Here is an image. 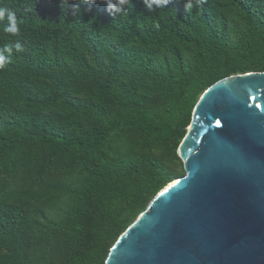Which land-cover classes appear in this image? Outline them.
Wrapping results in <instances>:
<instances>
[{"label":"trees","instance_id":"trees-1","mask_svg":"<svg viewBox=\"0 0 264 264\" xmlns=\"http://www.w3.org/2000/svg\"><path fill=\"white\" fill-rule=\"evenodd\" d=\"M184 2L110 15L104 0H0L21 29L0 20V49L25 47L0 68V264H105L185 174L204 91L264 71V0Z\"/></svg>","mask_w":264,"mask_h":264},{"label":"water","instance_id":"water-1","mask_svg":"<svg viewBox=\"0 0 264 264\" xmlns=\"http://www.w3.org/2000/svg\"><path fill=\"white\" fill-rule=\"evenodd\" d=\"M189 127L178 150L185 174L158 192L105 264H264V71L208 87Z\"/></svg>","mask_w":264,"mask_h":264},{"label":"clouds","instance_id":"clouds-1","mask_svg":"<svg viewBox=\"0 0 264 264\" xmlns=\"http://www.w3.org/2000/svg\"><path fill=\"white\" fill-rule=\"evenodd\" d=\"M83 2L87 5L95 4L96 0H83ZM107 4V10L110 15L115 12L126 11L124 6L131 5L132 0H104ZM203 0H196V5L202 3ZM62 5H66L70 3V0H61ZM144 5L148 10H153V6L156 7H166L171 3V0H143ZM193 0H185L184 8L185 11L191 13L194 6ZM73 8H78L79 4L74 3L71 5ZM7 17V25L4 27V31L13 36H18L20 34V27L17 21L16 13L11 8L6 5L0 4V20H3ZM22 23V21L20 22ZM15 50L16 53H22L25 51V47L20 40H16L14 43L6 44L3 49H0V68H3L6 64H10L12 62V53ZM7 53V55H5Z\"/></svg>","mask_w":264,"mask_h":264},{"label":"rangeland","instance_id":"rangeland-1","mask_svg":"<svg viewBox=\"0 0 264 264\" xmlns=\"http://www.w3.org/2000/svg\"><path fill=\"white\" fill-rule=\"evenodd\" d=\"M192 122V121H191ZM190 126V125H189ZM183 141V140H182ZM182 141H181V143H182ZM181 143L179 144V147H180V145H181ZM179 147H178V150H179ZM177 153H178V151H177ZM179 155V154H178ZM180 157V156H179ZM181 159V158H180ZM181 162H182V168H184V164H183V161H182V159H181ZM176 167H178V166H176ZM178 169H181L180 167L178 168Z\"/></svg>","mask_w":264,"mask_h":264},{"label":"snow or ice","instance_id":"snow-or-ice-1","mask_svg":"<svg viewBox=\"0 0 264 264\" xmlns=\"http://www.w3.org/2000/svg\"><path fill=\"white\" fill-rule=\"evenodd\" d=\"M217 124H219V121H217Z\"/></svg>","mask_w":264,"mask_h":264},{"label":"bare ground","instance_id":"bare-ground-1","mask_svg":"<svg viewBox=\"0 0 264 264\" xmlns=\"http://www.w3.org/2000/svg\"><path fill=\"white\" fill-rule=\"evenodd\" d=\"M189 129L191 130V128L189 127Z\"/></svg>","mask_w":264,"mask_h":264}]
</instances>
